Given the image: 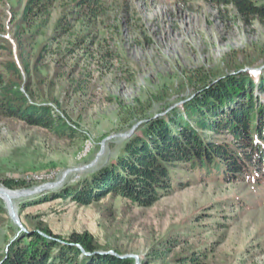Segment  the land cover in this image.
Segmentation results:
<instances>
[{
    "label": "rangeland",
    "instance_id": "obj_1",
    "mask_svg": "<svg viewBox=\"0 0 264 264\" xmlns=\"http://www.w3.org/2000/svg\"><path fill=\"white\" fill-rule=\"evenodd\" d=\"M28 1L0 0V36L12 44V53L0 49V63L14 60L30 98L67 115L79 134L60 138L0 119V186L5 179L22 180L28 186L14 189L34 193L13 199L23 228L0 198V256L16 234L41 220L63 237L89 232L100 251L136 264H195L180 262L190 254L197 264H264V167L232 182L178 169L175 188L150 206L108 197L90 205L58 198L21 207L55 190L38 186L93 162L108 137L95 167L70 172L56 189L114 159L146 118L193 97L203 78L216 81L237 66L261 68L258 78L264 24L204 0H103L96 16L72 18V0H53L49 15L23 24ZM65 13L68 23L58 27ZM254 94L264 102V91L256 87ZM137 124L130 136H120Z\"/></svg>",
    "mask_w": 264,
    "mask_h": 264
},
{
    "label": "trees",
    "instance_id": "obj_2",
    "mask_svg": "<svg viewBox=\"0 0 264 264\" xmlns=\"http://www.w3.org/2000/svg\"><path fill=\"white\" fill-rule=\"evenodd\" d=\"M102 1L72 0L70 18L81 12L87 17L96 16ZM204 1L217 10L230 7L245 21L254 19L264 24V0ZM52 5L53 0H29L21 22L30 24L37 16L49 15ZM69 14L59 19L58 27L68 23ZM0 49L12 53V44L4 36H0ZM27 57L21 51L25 71L29 68ZM261 71L257 78L256 71L237 66L216 81L203 78L204 83L193 97L183 99L163 115L146 118L114 159L21 207L58 198L90 205L108 197L150 206L175 188L178 169L218 176L226 182L254 174L264 167V102L259 103L254 94L256 87L264 91ZM22 78V69L14 60L0 63V119L40 127L60 138L78 136L77 125L67 115L49 103L30 98ZM3 184L13 189L28 186L14 179H5ZM0 210H4L1 203ZM100 250L89 232H72L63 237L39 220L34 227L16 234L1 254L0 264H136L132 257L96 253ZM198 260L190 254L181 257L180 262L197 264Z\"/></svg>",
    "mask_w": 264,
    "mask_h": 264
},
{
    "label": "water",
    "instance_id": "obj_3",
    "mask_svg": "<svg viewBox=\"0 0 264 264\" xmlns=\"http://www.w3.org/2000/svg\"><path fill=\"white\" fill-rule=\"evenodd\" d=\"M260 69L261 68H248V69H245V70L259 71ZM139 124H137L136 126H134L133 129L129 133L121 134L120 136H122V137H128V136H130L133 133V131H135V129L139 126ZM110 138L111 137H108L107 139H105L102 142L101 149H100V151H99L96 159L93 162H91L88 165H85L82 168H76V169L67 170V171H65L63 173L62 177L58 181L44 183L41 186H38L35 190H38V189H42V190H53V189H56L57 187H59L63 183L64 179L67 177V175L70 172L77 171V170H85L86 168L95 167V165H96L99 157L104 153L106 140H108ZM2 194L3 195H6L7 198H12L11 197V194H14V198L16 199V198H26V197H28L30 195H33L34 193H32L31 190H26V189H13V188H9L7 186L1 185L0 186V195H2ZM9 202L11 203L12 200L10 199ZM5 203H6V201H5ZM10 217L15 221V223H17L21 228H23V225H22V223H21L18 215L15 212H13V211L10 212ZM96 253H99V254H109V253H113V254H116V255L120 256L121 258L129 257V256L120 255V254H118L117 252H114V251H97Z\"/></svg>",
    "mask_w": 264,
    "mask_h": 264
},
{
    "label": "bare ground",
    "instance_id": "obj_4",
    "mask_svg": "<svg viewBox=\"0 0 264 264\" xmlns=\"http://www.w3.org/2000/svg\"><path fill=\"white\" fill-rule=\"evenodd\" d=\"M11 197L12 198H7L6 195H3V194L0 195V198L3 199L4 201H6V203H7V207H8V210H9V215H10V212H12V211L15 212L16 214L18 213V209L13 205V199H15L14 198V194H11ZM10 199L12 200L11 203L9 202Z\"/></svg>",
    "mask_w": 264,
    "mask_h": 264
},
{
    "label": "built area",
    "instance_id": "obj_5",
    "mask_svg": "<svg viewBox=\"0 0 264 264\" xmlns=\"http://www.w3.org/2000/svg\"><path fill=\"white\" fill-rule=\"evenodd\" d=\"M37 178L40 179L41 177H40V176H36V179H37ZM44 178H45V177H44ZM41 179H43V178H41Z\"/></svg>",
    "mask_w": 264,
    "mask_h": 264
}]
</instances>
